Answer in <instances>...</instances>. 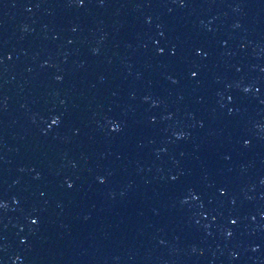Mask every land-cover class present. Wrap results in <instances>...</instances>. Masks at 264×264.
I'll use <instances>...</instances> for the list:
<instances>
[{"label": "water", "instance_id": "water-1", "mask_svg": "<svg viewBox=\"0 0 264 264\" xmlns=\"http://www.w3.org/2000/svg\"><path fill=\"white\" fill-rule=\"evenodd\" d=\"M0 264H264V0H0Z\"/></svg>", "mask_w": 264, "mask_h": 264}]
</instances>
